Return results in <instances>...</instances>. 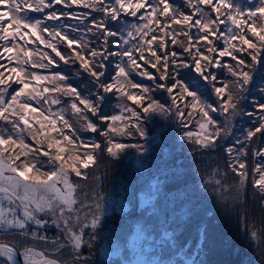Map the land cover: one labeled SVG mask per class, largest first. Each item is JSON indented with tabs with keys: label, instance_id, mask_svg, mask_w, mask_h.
I'll return each mask as SVG.
<instances>
[{
	"label": "snow or ice",
	"instance_id": "obj_1",
	"mask_svg": "<svg viewBox=\"0 0 264 264\" xmlns=\"http://www.w3.org/2000/svg\"><path fill=\"white\" fill-rule=\"evenodd\" d=\"M57 4L69 9L77 5L91 11L86 14L55 10L45 12V9H54ZM0 5L6 6V10L0 11V41L4 42L0 44V61H6L0 63V121H3V126H0V234L20 238L11 242L0 240V264H61L52 255L65 248L71 249V264H89V258L81 257L80 251L85 243L92 247L96 240V230L104 215V197L93 190L91 196L85 193L81 199L78 192L82 186L73 182L72 177L87 179L86 172L82 170L97 165L100 154L97 150H102L114 160L122 158L129 149L142 157L148 151L145 144L117 142L113 136L145 139L144 121L150 114L175 116L184 128H188L193 114L198 113L199 131H186L182 139L205 150L215 149L221 138L232 134L231 122L237 115L256 116V112L243 108L242 102L246 100L245 94L255 73L260 66H264V27L247 22L244 10L230 0H185L186 8L191 10L188 12L173 6L170 0H0ZM261 5L255 10H248L247 17H256L259 13L260 19H264V0H261ZM205 7L215 13L214 18L204 10ZM25 10L43 13L45 20L58 21L64 17L80 20L85 27L79 29L73 25H60L50 29L43 20L30 18ZM92 12L99 13L100 19L92 17ZM122 15L138 17L142 23L129 25L126 33L111 31L107 21L119 23ZM228 22L239 29V33L227 27ZM222 24L226 31L220 30ZM173 25L179 27L174 29ZM245 27L255 39L247 37ZM64 28L72 32L80 31L81 35L79 38L71 37ZM193 29L196 30L195 36ZM41 33H47L50 39H44ZM89 33L97 36L100 48L90 47V41L85 39ZM118 35L122 44L117 47L121 50L110 51L108 38ZM32 36L45 48L51 49L55 56L41 52L38 47L28 48L27 44L34 43ZM180 36L185 37L186 43L178 40ZM168 39L173 45L179 44L182 52L168 51ZM221 39L224 43L222 49L213 43V40ZM131 40L137 42L124 47ZM60 42L66 44L68 55L59 49ZM225 56L231 57L235 65L222 63L220 58ZM110 57H120V60L114 64V74L109 79L106 72ZM61 61L69 66L78 64L74 75L79 77L87 73L96 91L83 96L76 87L67 83L68 76L62 72L48 76L29 70H47L50 66H59ZM149 67L159 75L148 71ZM217 67L227 68L234 78L231 86L227 83L217 86L218 77L212 71ZM185 69L189 75L195 73L204 82L205 89L212 88L215 103H209L202 98L203 94L192 90L188 83L180 79ZM133 73L151 80L153 86L134 82L131 79ZM41 81L47 83L41 84ZM49 84L52 86L49 87ZM158 89L168 94L170 105L166 106L152 97L151 93ZM259 91L264 93V86ZM53 93L69 98L68 108L79 117L81 129L99 132L105 138L103 146L96 141L85 142L77 136L76 130L65 118L67 109L52 112L50 107H43L61 104L57 96L51 95ZM110 93H115L120 103L119 114L108 116L101 109L105 94ZM128 101L135 107L129 106ZM32 102L40 107L33 106ZM251 103L261 114L257 116L254 126L243 134V140L237 138L235 144L239 147L230 145L225 149L229 156L236 153L228 167L236 174L238 182L226 186L222 181H216L217 195L227 199L224 194L234 190L236 195L233 198L241 203L246 194L248 176L247 164L242 157L248 155L251 143L258 134L264 137V103L255 100ZM88 113L101 122H108L107 129L100 130ZM210 113L223 115L224 125L221 126ZM36 124H39V128L35 127ZM64 128L71 135L65 134ZM50 132L57 133L62 139L51 136ZM25 134L36 147L26 143ZM44 144L46 150L41 147ZM261 144H264V139ZM35 153L48 158L49 171L37 167L33 158ZM251 155L264 158V146L251 147ZM137 163H140L139 159ZM252 173V187L259 191L260 204L264 208V164H257ZM78 203L81 209H88L83 218L75 207ZM50 222L63 233L62 238L57 235L50 239L46 234H41L40 230L46 231ZM88 228L92 232L85 241V229ZM29 239L43 241L44 249H37L35 245L24 246ZM258 240L255 231L249 233L248 243ZM48 244L51 251L47 248ZM152 244L157 248L162 247L156 241H152ZM64 264L69 262L65 261ZM136 264L150 262L138 261ZM158 264L170 262L160 261ZM260 264H264V260Z\"/></svg>",
	"mask_w": 264,
	"mask_h": 264
},
{
	"label": "trees",
	"instance_id": "obj_2",
	"mask_svg": "<svg viewBox=\"0 0 264 264\" xmlns=\"http://www.w3.org/2000/svg\"><path fill=\"white\" fill-rule=\"evenodd\" d=\"M22 2V0H21ZM31 2V0H29ZM111 2V0H109ZM175 7H179L181 10L188 12L191 11L185 6V0H170ZM234 5H239L245 12L244 19L249 23H255L260 27H264V19H260L259 13L256 17H247L248 10H255L257 7L262 6L261 0H230ZM6 10L5 5H0V11ZM55 10L57 12H72L76 14H86L91 10L77 5H73L70 9L65 8L62 4H57L54 9H45V12ZM205 11L211 13L210 8L205 7ZM26 14L32 19L43 20L50 29L59 27L60 25H73L79 29L85 27L84 23L80 20L71 18H61L58 21L45 20L43 13L32 12L25 10ZM212 17H215V13H211ZM92 17L97 20L100 19V14L92 12ZM224 17H222L223 19ZM7 19V17L5 18ZM90 20L91 17H88ZM108 27L111 31L126 33L128 26L131 24L142 23L138 17H125L121 16L119 23L108 20ZM179 26L173 25V28ZM227 27H231L233 32L239 33V29H236L234 25L228 22ZM221 31H226L225 25H220ZM64 31L71 37L79 38L80 31L72 32L68 28H64ZM95 31V30H94ZM245 33L247 37L255 39L251 36V33H247L245 27ZM193 36L196 35V30H192ZM44 39H50L47 33H41ZM157 35H161L157 33ZM31 39L33 44H27L30 49L39 48L41 52H49L55 56V53L51 52V49L45 48L39 40H36L35 36ZM85 39L90 41V47L100 48L101 45L97 40V36L89 33L85 36ZM178 40L184 41L186 39L183 36L178 37ZM136 40H131L129 45L124 47H130L131 44H135ZM0 41V44H3ZM25 43V41H20ZM213 43L217 48L222 49L224 47L223 40H213ZM237 43L238 42H234ZM257 43H259L257 41ZM122 41L118 36L108 38V49L110 51L121 50L117 45H121ZM239 46V45H238ZM59 49L68 55L69 50L66 44L60 42L58 44ZM75 47V46H74ZM168 51L182 52V48L171 43V39H168L167 43ZM203 49V43L201 44ZM2 51V48H0ZM186 55V54H185ZM237 55H241L237 53ZM38 58V57H35ZM59 59L58 57L56 58ZM222 63L235 65V61L231 57L225 56L220 58ZM120 57H110L106 75L110 79L114 74V64L119 62ZM0 63H6V61H0ZM142 63V62H140ZM147 67V66H145ZM79 68V65L74 66L65 65L62 61L59 66H50L47 70L29 69L30 71H38L41 75L51 76L52 73L62 72L68 76L67 83L76 87L81 95L87 96L89 92H94L96 89L91 85V77L87 73H82L77 77L74 72ZM148 71L159 75L155 69L148 68ZM217 74L218 81L217 86H221L223 83L231 86L234 78L229 74L227 68L217 67L212 69ZM131 79L139 84L153 86V82L147 78L141 77L133 73ZM180 79L189 84L192 90H198L202 95V98L207 99L209 103H215L216 97L212 95V88L205 89L204 82L200 80L195 73L190 75L187 70H182ZM107 82V81H106ZM41 84L47 83L45 81L39 82ZM52 85L49 84V87ZM264 86V66H260L259 70L255 73L252 83L248 86L246 92V100L242 102V107L248 111L256 112V116L249 117L247 115H237L231 122L233 132L230 136L221 138L217 142L215 149H201L194 143L182 139L183 134L186 131H199L197 120L199 119L198 113L193 114V118L189 123L188 128H184L175 118V116H161L159 114H150L144 121V128L147 133L145 139L141 140L138 137H123L113 136V139L122 143H142L145 144L148 151L139 157L133 149L127 150V153L120 159H111L102 150L98 156L97 165L88 169L82 170L86 172L87 179L82 180L73 175V182H78L82 187L78 192V196L83 199V195L87 193L91 196L93 190L97 194H103V205H106L108 199L118 200L122 198L125 200L129 207L126 211H116L113 213L114 217H110L107 223L114 222V226L130 227L138 223L143 229L154 227V235L156 239H160L166 233L173 231L174 243L171 242L170 234L163 236L161 239L162 247L157 248L163 254L168 252L170 245L178 244H194L197 245L199 237L204 236L203 246L201 253L202 259L206 260V264H260L264 260V208L261 207L260 200L261 195L257 189L252 187L253 173L252 169L257 164H264V158L253 157L251 155V147H262L261 137L259 134L255 138L251 147L249 148L248 155L242 157L247 164V180L245 183L246 194L242 198L243 203L239 199H234L236 195L235 191L226 192L224 195L227 199L221 198L216 194L218 185L216 181H222L226 186H232L238 182L236 174L228 167L229 162L236 156L233 152L231 156L225 151V149L232 145L239 147L235 144L237 138L243 140V134L251 127L254 126L259 113L252 105V101L257 103H264V93L259 91V88ZM17 87V86H13ZM51 95L57 96L61 100V104L58 105H44L45 109L51 108L52 112H58L61 108L67 109L64 113L65 118L69 120L72 127L76 130L77 136L85 142L96 141L103 146L104 137L99 132L93 133L90 131H84L78 123L79 117L72 114L71 109L68 108L69 98L63 96L60 93H53ZM106 99L104 101L101 111L108 116L119 114V103L115 93L105 94ZM152 97L161 103H165L166 106L171 104V100L168 94L162 89L154 90L151 93ZM94 99V97H92ZM189 100L191 98H188ZM33 106L40 107L35 102H32ZM78 103V102H77ZM129 106L135 107L130 101L127 102ZM83 107L82 105L80 106ZM214 120H216L221 126L224 125L225 117L219 113H210ZM89 118L96 123L100 130H106L108 122H101L96 117L88 113ZM46 123V122H45ZM0 126H3V121H0ZM60 127L59 123L57 125ZM10 128V125L8 126ZM39 128V124L35 125ZM63 131L67 135H71V132L64 128ZM51 136L62 139L57 133L50 132ZM41 140L44 137H40ZM194 139V138H193ZM26 143L36 147L33 140L25 134ZM79 143V141H77ZM46 150V144L42 145ZM52 151H55L54 149ZM153 152V155H151ZM33 158L37 163V167L42 171H49L50 165L47 164L48 158L38 153L33 154ZM137 159L140 163H137ZM99 177L100 179H96ZM258 178V177H257ZM149 196L150 200L147 203V207L141 204L142 197ZM87 202V201H86ZM164 203L165 209L162 212V216L158 221H155L151 216L152 210L156 208V203ZM173 202V204H172ZM78 213L86 212L88 209H81L78 203ZM76 205V206H77ZM75 215V214H74ZM175 221L171 220V217ZM108 216L104 217V221ZM43 218V217H42ZM56 227L49 223L45 230H40L41 234L44 233L50 238L55 237L48 234V230H55ZM151 229V230H152ZM149 231V230H148ZM255 231L259 240L253 243L247 242V237L250 232ZM62 238V233H59ZM20 238L12 235L0 234V240L14 241ZM63 242V241H62ZM35 245L37 249L43 250L45 243L39 240L29 239L24 242V246ZM98 246L95 241L89 249L82 248V254H88L89 260L96 259ZM51 247L50 244L47 248ZM65 257H68L67 248L61 250ZM60 261H64L57 256H52Z\"/></svg>",
	"mask_w": 264,
	"mask_h": 264
},
{
	"label": "rangeland",
	"instance_id": "obj_3",
	"mask_svg": "<svg viewBox=\"0 0 264 264\" xmlns=\"http://www.w3.org/2000/svg\"><path fill=\"white\" fill-rule=\"evenodd\" d=\"M151 155H153V152H151ZM141 199H142L141 204H143L144 206H146L147 203H144L143 201H149L150 200V198H149L148 195L146 197L143 196ZM172 204H173V202H172ZM164 207H165V204L164 203H162V202L156 203V209H158L159 211L156 210V209H153L152 210L151 216L154 218V220L156 218H158L157 213H161L162 210L165 209ZM110 208L112 210L113 209H116V210L125 211V210H128L129 207L127 206L125 200H123L122 198H119L118 200H115L114 205H110ZM158 220L159 219H157V221ZM119 231H120V228H119ZM58 232H59V230H58ZM143 232L145 233V231H143ZM173 235H174L173 232H170L171 243H174L173 240H172L173 239ZM97 239H98V241L100 243L99 251L100 252L102 251L101 253L103 255H105L106 257H109L111 255V248L109 247V241H108V239L105 238L104 232H103V234L101 236H98ZM203 240H204V236L201 235V237H199L198 243H197V245L195 247L196 248L202 247ZM150 241H156V242H158L156 239H153V240H150ZM128 242H129V243H127L128 245L126 243L123 244V245H118L116 247V250H114L112 252V253H116L117 254V257H118V259L120 261V264H133V258L136 256L135 251L137 250V246H139L140 243H141V242L138 243L136 245V247L134 248V250L132 252H130L127 255V257L125 258L126 252H127V250H126L127 249V246L128 247L131 246L132 241H128ZM147 246H148V248H147V250L146 249L145 250L148 253H151L150 252L151 247L149 245H147ZM195 247H194V244H187V245L184 246V250L190 253L189 255H187V257L185 259V261H186L187 264H191V262H193V260H194V257H191L190 258V256L193 255V252L195 250ZM48 249H49V251H51V248L50 247ZM55 254L56 253H54L53 255H55ZM59 254H61V253H59ZM62 256L63 255H60L59 258L62 259ZM138 256L141 257L144 261H149L150 264H158V262H160V261H169L170 262V259H162V258L159 257L158 254L157 255H141V254H138ZM138 256H137V258H138ZM68 261L69 260H67V262ZM200 261H205V260L204 259H201ZM69 264H71V261L69 262ZM170 264H173V261H171ZM195 264H197V263H195Z\"/></svg>",
	"mask_w": 264,
	"mask_h": 264
},
{
	"label": "water",
	"instance_id": "obj_4",
	"mask_svg": "<svg viewBox=\"0 0 264 264\" xmlns=\"http://www.w3.org/2000/svg\"><path fill=\"white\" fill-rule=\"evenodd\" d=\"M7 242V241H6Z\"/></svg>",
	"mask_w": 264,
	"mask_h": 264
}]
</instances>
